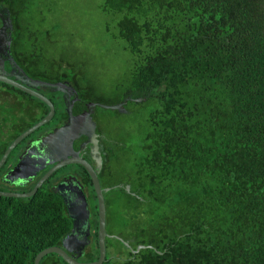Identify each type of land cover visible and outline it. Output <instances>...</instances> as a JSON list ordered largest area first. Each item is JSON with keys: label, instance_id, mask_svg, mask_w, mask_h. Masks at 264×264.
<instances>
[{"label": "trees", "instance_id": "16d2710c", "mask_svg": "<svg viewBox=\"0 0 264 264\" xmlns=\"http://www.w3.org/2000/svg\"><path fill=\"white\" fill-rule=\"evenodd\" d=\"M95 2L125 66L110 92L89 78L84 57L65 60L63 71L81 68L79 76L54 80L69 79L104 104L147 97L124 113L98 109L117 122L116 154L129 168L117 176L133 192H125L132 204L118 227L129 212L134 250L153 246L103 264H264V0ZM49 33L56 43L58 27ZM92 203L97 235L95 192ZM72 226L61 196L44 187L0 196V264H34ZM40 264L68 263L50 253Z\"/></svg>", "mask_w": 264, "mask_h": 264}, {"label": "flooded vegetation", "instance_id": "af4514ba", "mask_svg": "<svg viewBox=\"0 0 264 264\" xmlns=\"http://www.w3.org/2000/svg\"><path fill=\"white\" fill-rule=\"evenodd\" d=\"M33 5L35 0H0V74L22 85L0 80V161L3 160L0 191L28 193L52 171L41 187L61 196L73 220L72 230L61 247L80 262H87L86 254H98L99 259V206L93 179L82 163L87 162L98 176L105 200L106 260L124 261L129 251H135V238L130 213L122 230L118 219L124 220L123 205L132 204L125 192H133L127 182L117 183L118 175L129 172L123 154H116L117 122L110 123L104 118L106 113L98 109L101 102L92 99L86 88L73 85L69 79L54 80L60 73L66 78L77 77L81 68L69 73L58 70L65 60H57L60 65L56 68L55 40L49 29L44 28L46 16L42 11L39 23L28 17ZM56 82L64 85H52ZM92 103L96 105L89 125L94 130L88 133L86 114ZM52 107L54 113L48 122L9 149L20 135L44 119ZM72 119L77 123L73 131L69 128ZM107 179L115 181L114 184L104 185L103 180ZM113 189L116 191L108 195ZM94 192L97 235L92 229L96 218Z\"/></svg>", "mask_w": 264, "mask_h": 264}, {"label": "rangeland", "instance_id": "374dc122", "mask_svg": "<svg viewBox=\"0 0 264 264\" xmlns=\"http://www.w3.org/2000/svg\"><path fill=\"white\" fill-rule=\"evenodd\" d=\"M42 11L46 16L44 28L58 27L55 58L76 62L83 57L91 60L86 67L89 78L110 92L128 57L122 43L105 31V19L97 10L95 0H40L30 8L28 17L33 23H39ZM61 67L63 71L68 66L61 63Z\"/></svg>", "mask_w": 264, "mask_h": 264}, {"label": "water", "instance_id": "95a60500", "mask_svg": "<svg viewBox=\"0 0 264 264\" xmlns=\"http://www.w3.org/2000/svg\"><path fill=\"white\" fill-rule=\"evenodd\" d=\"M0 80L1 81H6L9 83H12L14 85L17 86H22L18 83H15L9 79H7L6 77L2 76V74H0ZM52 85L55 86H61L64 85L63 83L60 82H56ZM147 100V97H137V98H133L132 96H128L126 97L123 101L116 103V104H104V103H98V105L100 107L103 108H107V109H112V110H118L119 112H126V104L129 101H136V102H142ZM96 103H92L90 104V109L88 110L87 114H86V120L88 123V130L87 132L90 133L93 132V128L92 126L89 125L90 123V114L93 111V108L95 107ZM54 113V109L52 107V110L50 111V113L41 121H39L38 123H36L34 126H32L30 129H28L27 131H25L22 135H20L18 137V139L14 142V144L9 148L11 149L18 141H20L22 138H24L26 135H28L29 133H31L32 131H34L35 129H37L38 127H40L41 125L45 124L46 122H48L52 115ZM71 126L69 128H71V130L73 131V129H75L76 126V122L72 119L71 121ZM68 128V129H69ZM3 163V160L0 161V167ZM82 163L87 167L88 171L91 174V177L93 179V183H94V187L96 190V194H97V198H98V206H99V242H100V256L99 259L95 260V261H89V262H80L77 261L76 259H74L72 256H70L62 247L59 246H52V247H48L44 250H42L41 252H39L35 258V262L34 264H40L42 258L45 255H48L50 253H56L58 255H60L68 264H103L104 261L106 260V248H105V236H106V231H105V226H106V208H105V200H104V195H103V190L101 188L98 176L96 174V172L94 171V169L92 168L91 165H89L87 162L82 161ZM52 173L49 172L47 173L35 186V188L28 192V193H13V192H5V191H0V196H12V197H29L34 195L38 189L41 187V185L44 183V181L50 176V174ZM108 190V189H106ZM73 231H75V228L73 229ZM147 247H153L152 245H139L136 250L134 252H138L140 251V249L142 248H147Z\"/></svg>", "mask_w": 264, "mask_h": 264}]
</instances>
